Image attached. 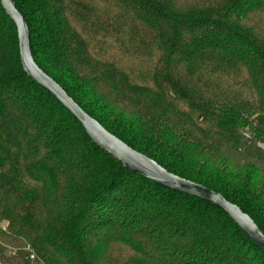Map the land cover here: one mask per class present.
Returning <instances> with one entry per match:
<instances>
[{
  "label": "trees",
  "instance_id": "16d2710c",
  "mask_svg": "<svg viewBox=\"0 0 264 264\" xmlns=\"http://www.w3.org/2000/svg\"><path fill=\"white\" fill-rule=\"evenodd\" d=\"M91 118L264 233V0H14ZM0 264H264L221 210L96 147L23 71L0 5Z\"/></svg>",
  "mask_w": 264,
  "mask_h": 264
},
{
  "label": "water",
  "instance_id": "95a60500",
  "mask_svg": "<svg viewBox=\"0 0 264 264\" xmlns=\"http://www.w3.org/2000/svg\"><path fill=\"white\" fill-rule=\"evenodd\" d=\"M1 8L16 28L20 64L24 73L39 87L51 94L58 103L82 126L91 142L122 164L129 172L141 176L167 190L206 201L224 212L244 235L264 250V233L254 221L219 193L197 183L169 173L155 161L131 149L110 134L96 120L87 115L66 92L34 62L27 24L16 10L14 0H0Z\"/></svg>",
  "mask_w": 264,
  "mask_h": 264
}]
</instances>
